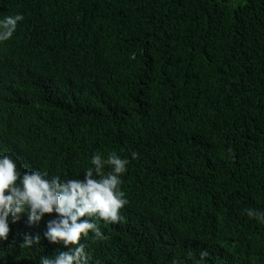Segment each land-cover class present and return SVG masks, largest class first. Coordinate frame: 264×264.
<instances>
[{
	"label": "trees",
	"instance_id": "obj_1",
	"mask_svg": "<svg viewBox=\"0 0 264 264\" xmlns=\"http://www.w3.org/2000/svg\"><path fill=\"white\" fill-rule=\"evenodd\" d=\"M15 14L0 155L69 179L96 153L130 160L123 220L82 238L90 264H196L202 250L264 264V224L246 213L264 209V0H0V19ZM54 219L11 224L0 264L66 250L44 238ZM24 234L40 244L20 247Z\"/></svg>",
	"mask_w": 264,
	"mask_h": 264
},
{
	"label": "clouds",
	"instance_id": "obj_2",
	"mask_svg": "<svg viewBox=\"0 0 264 264\" xmlns=\"http://www.w3.org/2000/svg\"><path fill=\"white\" fill-rule=\"evenodd\" d=\"M23 20L22 14L0 19V42L12 38L18 22ZM136 157L137 153H131L132 159ZM129 163V158H121L115 151L106 159L96 153L91 157L94 167L85 171L83 179L58 175L49 178L39 171L21 173L11 156L0 155V250L9 241L10 225L20 222L22 216H27V225L31 227L55 214L58 219L47 223L44 238L66 250L55 251L51 257H40L39 264H90L92 256L82 238H88L91 233L94 239H107L100 221L114 224L123 220L120 210L128 200L120 186ZM246 213L264 224V209L249 208ZM39 244V234H24L20 247ZM207 257V250L200 251L196 264H207ZM174 264H183V261L177 259Z\"/></svg>",
	"mask_w": 264,
	"mask_h": 264
}]
</instances>
